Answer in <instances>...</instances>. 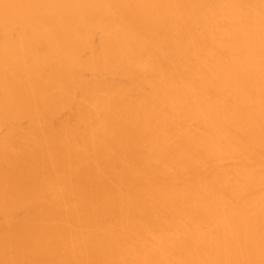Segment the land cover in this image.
I'll return each instance as SVG.
<instances>
[{"label": "bare ground", "instance_id": "bare-ground-1", "mask_svg": "<svg viewBox=\"0 0 264 264\" xmlns=\"http://www.w3.org/2000/svg\"><path fill=\"white\" fill-rule=\"evenodd\" d=\"M0 264H264V0H0Z\"/></svg>", "mask_w": 264, "mask_h": 264}]
</instances>
